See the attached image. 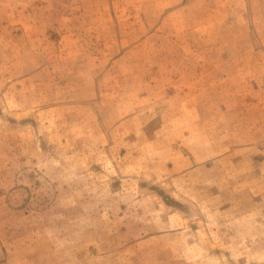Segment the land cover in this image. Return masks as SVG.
Wrapping results in <instances>:
<instances>
[{"label":"rangeland","instance_id":"rangeland-1","mask_svg":"<svg viewBox=\"0 0 264 264\" xmlns=\"http://www.w3.org/2000/svg\"><path fill=\"white\" fill-rule=\"evenodd\" d=\"M0 264H264V0H0Z\"/></svg>","mask_w":264,"mask_h":264}]
</instances>
